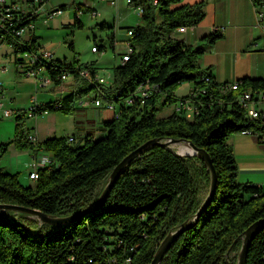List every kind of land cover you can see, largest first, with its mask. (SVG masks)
I'll use <instances>...</instances> for the list:
<instances>
[{
    "label": "trees",
    "instance_id": "trees-1",
    "mask_svg": "<svg viewBox=\"0 0 264 264\" xmlns=\"http://www.w3.org/2000/svg\"><path fill=\"white\" fill-rule=\"evenodd\" d=\"M251 1L256 7L264 5V0ZM179 2L132 0L131 8H142L141 22L127 28L133 31L128 41L133 52L114 67L111 84H90L77 78L61 98L40 103V109L73 114L80 96L99 90L104 100L116 101L121 111L118 117L104 122L107 133L103 137L87 136L69 143L68 138L55 136L31 142L30 129L24 124L26 110L15 112V133L0 144V159L12 146L49 151L58 164L39 170L37 180L27 186L19 182L17 174L0 167V203L35 208L48 216L71 215L96 201L114 167L142 143L152 138L184 139L210 155L217 187L198 221L177 237L159 264H229V250L236 263L243 232L264 217V187L238 182L228 139L246 130L264 137V121L248 117L235 102L247 92L261 93L264 98V79L245 77L237 80V90L221 93V84L215 82L209 69L199 66L198 60L223 35L212 32L200 46L172 37L174 30L196 26L206 15L204 2ZM77 7L83 14L95 11L80 4ZM73 25L82 26L76 14ZM39 38L33 36L31 46L15 40L0 41V45L11 46L16 55L35 47ZM96 45L103 50V45ZM75 62L56 59L49 71L53 76L76 67L96 72L93 63ZM185 81L193 84L189 92L208 90L223 104H209V96H198V110L192 118L176 112V101L189 97L175 94ZM61 83L56 79L53 86ZM144 83L158 84L160 92L143 104L124 106L125 99ZM56 102L62 106L55 108ZM168 106H173V111L159 116ZM206 182L210 183V173L198 156H179L167 148L149 146L127 165L104 205L74 222L51 225L22 212L5 211L0 215V264H149L166 234L194 218L204 200L201 192ZM245 264H264V226L250 242Z\"/></svg>",
    "mask_w": 264,
    "mask_h": 264
},
{
    "label": "rangeland",
    "instance_id": "rangeland-1",
    "mask_svg": "<svg viewBox=\"0 0 264 264\" xmlns=\"http://www.w3.org/2000/svg\"><path fill=\"white\" fill-rule=\"evenodd\" d=\"M108 0H50L51 7H59V5H66L64 13L56 16L53 19L43 23L42 19L37 21L36 35L39 36L42 44L47 49H50L55 54V58L61 61L77 64L94 63V68L98 74L105 77L108 81L112 79L114 66L120 62V55L127 51V44L124 39L126 35L125 29H119L118 20L122 21V25H138L141 20L139 15L134 12V9L129 6L126 0H114L115 5L112 6L107 2ZM112 1V0H109ZM84 7L93 6L98 10L96 16L91 13H84L80 16L82 26L73 25L75 7L77 5ZM105 19V20H104ZM106 21V25L101 27V23ZM115 23L116 27H113ZM116 29V30H115ZM117 33V42L113 44L112 34ZM103 45V50L94 53L92 47L94 44ZM2 50H8L11 59L0 61V82L3 84L4 100L7 102L9 95L13 93L16 95L15 107L19 106L24 110H28L32 106V100L41 103L51 98L60 97L64 95L61 88L56 87L50 91L54 86L41 87L37 84L34 77H26L18 72L14 60L12 49L9 45H4ZM0 49V50H1ZM5 69V70H4ZM73 83V79L65 81L63 84L68 85ZM22 86V88L20 87ZM193 84L189 81L181 83L175 90V94H186ZM32 95L29 101V95ZM11 109L10 107H8ZM173 106L164 108L159 113V116H165ZM78 118L83 121L84 127L90 129L97 123V111L92 107L79 110L73 114H65L60 111L50 112L47 115L28 118L24 121L25 127L30 129L31 133L38 131V139L47 137H66L74 136L76 130L72 128L73 119ZM9 126L1 127L2 132L8 134L10 128L14 136L15 124L14 119H9ZM1 122V121H0ZM1 123H8L2 121ZM8 139V140H9ZM7 141V140H6ZM5 141V142H6ZM189 148L186 143L176 145L175 149L187 152ZM21 153V154H18ZM18 154V155H17ZM32 157L28 150H17L8 152L0 159V167L10 170L11 173L18 175V180L21 184L33 185V180L29 179L31 171ZM210 183H205L201 199L203 200L208 193ZM234 253L230 255L233 256ZM233 262V261H232ZM236 264V263H234Z\"/></svg>",
    "mask_w": 264,
    "mask_h": 264
},
{
    "label": "crops",
    "instance_id": "crops-1",
    "mask_svg": "<svg viewBox=\"0 0 264 264\" xmlns=\"http://www.w3.org/2000/svg\"><path fill=\"white\" fill-rule=\"evenodd\" d=\"M107 2L110 3L109 0ZM198 2L205 3L204 11L206 15L204 20L196 26L176 29L171 33V36L183 41L186 45L200 46L205 44L204 38L206 35L216 31L220 32L223 35L222 38L218 39L213 45L209 46L200 56L198 60L199 66L206 70L209 69L215 82L219 84L236 81L245 77L264 79V17L261 22L258 21L256 6L252 3V1L180 0L178 5L194 4ZM59 6L66 5L62 4ZM90 8L94 9L96 14H100L97 13L98 10L95 9V7L90 6ZM133 9L140 18V13L135 8ZM117 22L119 29L127 30L129 27H135V25H122V21L119 20ZM103 23L106 25V21H103ZM113 27H116L115 23L113 24ZM111 38L113 44H115L117 42V33H113ZM122 40L128 44L129 36L127 33L125 38ZM39 41L40 45L45 47L40 39ZM4 45L7 44L0 45V49ZM10 51L13 53L12 49ZM3 57L8 60L11 59L8 50H0V61L2 60V62L7 60ZM109 82H112V79ZM63 83L58 86H54L50 89V91L59 87L61 88V92L66 94L70 91L74 81L68 85H64ZM20 87L22 88V86ZM190 90L191 88H189V91ZM188 93L181 95L176 94V96L182 97L186 96ZM62 96L63 95L59 98ZM31 98L32 95L30 94L29 101ZM59 98H51L40 102L46 103L58 100ZM4 102L7 108H11L12 115L1 120V122L4 121L8 123L3 124L0 122V144L4 143L12 136L10 135L12 134L10 128L8 130V134H5L2 132L1 127H4L5 125L9 126V119L13 118L15 121V112L22 109L19 106L15 107L14 104H16V95H13V93L9 95L8 101ZM92 108L97 111L98 119L97 123H95L92 128L88 129L84 127L81 119H73L72 128L76 130V134L74 136L78 140H83V138L87 136L89 138L96 139L103 137L107 133V128L104 126V122L113 119L112 112L104 108ZM79 110L82 109H77L76 112ZM169 111V113H171L173 108L169 109ZM187 117L191 118L190 116ZM35 134L37 137V130L35 131ZM44 139L46 138L38 139L37 137V140ZM228 143L232 148L233 155L236 160L238 168V182L264 187V137L262 138L253 132L247 133L242 131L231 135L228 139ZM13 151H16V149L11 146L8 152ZM28 151L30 152L31 157L37 154L36 151ZM4 170L11 173L10 170ZM34 182L35 181L33 180V184Z\"/></svg>",
    "mask_w": 264,
    "mask_h": 264
},
{
    "label": "built area",
    "instance_id": "built-area-1",
    "mask_svg": "<svg viewBox=\"0 0 264 264\" xmlns=\"http://www.w3.org/2000/svg\"><path fill=\"white\" fill-rule=\"evenodd\" d=\"M129 4V0H126ZM157 0H153L156 4ZM111 5H115V1H110ZM64 7H51L50 0H25V1H14V0H0V41L15 40L23 46H31V38L36 35L37 21L42 19L43 23H47L48 20L55 18L58 15L64 13ZM139 13L142 12V8L138 6L135 8ZM258 21H262L264 17V5L256 7ZM77 17L81 16L82 11L76 6L75 13ZM91 15L96 16V12H92ZM129 37L133 36L132 30H127ZM98 45L94 44L92 47L93 52H98ZM133 52V47L128 42L127 51L120 56V62L123 63L129 59V56ZM55 54L50 49L40 45V41L35 43V47L13 55L14 64L18 72L22 73L26 77H34L37 84L41 87L53 86L54 81L60 80L62 83L73 79H85L90 84H102L110 85L105 77L100 76L89 68L76 67L74 70H63L56 73L55 76L49 71V66L54 64ZM5 70V69H4ZM78 75V77H77ZM208 77H204V80L208 82ZM238 82H226L221 83L219 90L221 93H226L229 90H237ZM3 84L0 82V121L6 117L12 115V110L5 106ZM156 92H160V86L158 84L144 83L139 85L136 90L124 101V106H129L135 102L143 104L146 99L150 98ZM189 97L178 99L174 104V110L178 113L190 116L191 118L197 113L196 98L198 96H209V104L218 103L223 104V100L219 97H213L208 93H191ZM104 95L99 90H94L84 96H80L75 107L77 109H87L90 107L104 108L109 110L113 114V118L116 115H121V111L118 105L115 103H108V100H104ZM237 105L246 112L247 116L252 119H262L264 121V99L256 98L255 93H241L240 99H236ZM228 104L231 105L230 102ZM62 103H54L55 108H60ZM50 113L49 109H40V103L32 100V106L26 110L28 118L39 117ZM245 132L251 133L250 130ZM28 139L31 142L37 141L36 134L29 133ZM76 141L74 136L68 137V142L73 143ZM37 154L32 157L30 164L31 171L29 173L30 180H37L38 172L42 168H52L57 166V161L54 157H50V152L45 150L36 151ZM143 217V215H142Z\"/></svg>",
    "mask_w": 264,
    "mask_h": 264
},
{
    "label": "water",
    "instance_id": "water-1",
    "mask_svg": "<svg viewBox=\"0 0 264 264\" xmlns=\"http://www.w3.org/2000/svg\"><path fill=\"white\" fill-rule=\"evenodd\" d=\"M184 143L188 145V147L192 150V152L189 151L185 152L182 149L180 150L175 149L176 145H180ZM153 145H158L167 148L168 150L172 151L174 154L179 156H183V155L198 156L205 163L210 173V185H209L208 193L205 196L204 200L202 201L196 214L194 215V218L192 220L187 219L183 221L177 228L169 231L166 234V236L163 238V240L160 242L154 254L153 259L149 263V264H159L163 259L164 255L166 254V252L168 251V249L170 248L171 244L177 239V237L198 221L202 212L210 204L216 192L218 176L210 155L203 148H199L196 145H194L192 142L186 141L184 139L176 138V139L161 140L159 138H152L142 143L140 146H138L129 154H127L114 167V169L109 175L107 183L105 184L101 194L96 199V201L91 206L79 210L78 212H75L71 215L48 216L35 208H29L21 205L6 204V203H0V212H1L0 215H2L7 210H13L16 212H22L33 218H38L41 222L45 224L62 225V224L74 222L76 219L84 216L85 214L100 209L104 205L113 186L115 185L116 181L119 179V177L121 176L122 172L127 167V165L135 158H137L146 148ZM263 226H264V217L256 220L243 232L242 245L238 252L236 264H245V258H246L248 246L255 237V235L257 234V232L259 231V229L262 228ZM226 259L229 261V264H233L232 260L230 259V250L226 254Z\"/></svg>",
    "mask_w": 264,
    "mask_h": 264
},
{
    "label": "bare ground",
    "instance_id": "bare-ground-1",
    "mask_svg": "<svg viewBox=\"0 0 264 264\" xmlns=\"http://www.w3.org/2000/svg\"><path fill=\"white\" fill-rule=\"evenodd\" d=\"M132 0H129V3L131 2ZM157 3V2H156ZM197 93V92H196ZM207 93H208V90H207ZM247 93H250V92H247ZM256 98L258 99H264L262 97V94L261 93H256ZM237 99H240V98H237ZM108 103H115V101H111V102H108ZM119 115H116L115 117H118ZM187 151L189 152H192V150L190 148H186ZM50 157H53L52 153H50Z\"/></svg>",
    "mask_w": 264,
    "mask_h": 264
}]
</instances>
